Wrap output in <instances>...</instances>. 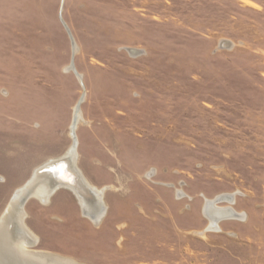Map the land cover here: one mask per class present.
Listing matches in <instances>:
<instances>
[{
	"label": "rangeland",
	"instance_id": "374dc122",
	"mask_svg": "<svg viewBox=\"0 0 264 264\" xmlns=\"http://www.w3.org/2000/svg\"><path fill=\"white\" fill-rule=\"evenodd\" d=\"M76 105L75 164L106 211L26 197L33 251L264 264V0H0V216L71 146ZM207 202L241 217L212 228Z\"/></svg>",
	"mask_w": 264,
	"mask_h": 264
},
{
	"label": "bare ground",
	"instance_id": "6f19581e",
	"mask_svg": "<svg viewBox=\"0 0 264 264\" xmlns=\"http://www.w3.org/2000/svg\"><path fill=\"white\" fill-rule=\"evenodd\" d=\"M81 121V113L76 105L69 132L71 146L63 156L36 167L34 172L32 171L33 176L11 196V200L0 216V264H79L49 252L32 250L37 245L38 238L24 224L27 214L23 209V199L31 196L39 203L46 205L55 190L64 187L73 193L84 217L95 225L102 220L106 211L101 197L102 190L90 185L75 164L76 149L73 131L77 129V124ZM82 186H85L87 190H84ZM218 200L226 201L227 198L222 196ZM204 214L210 220L212 228H215L219 218L241 217L231 207L216 212L209 202L206 203Z\"/></svg>",
	"mask_w": 264,
	"mask_h": 264
}]
</instances>
